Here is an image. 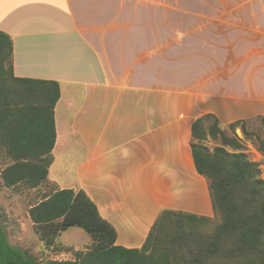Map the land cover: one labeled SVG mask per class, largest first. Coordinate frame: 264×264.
<instances>
[{
	"label": "crops",
	"instance_id": "obj_1",
	"mask_svg": "<svg viewBox=\"0 0 264 264\" xmlns=\"http://www.w3.org/2000/svg\"><path fill=\"white\" fill-rule=\"evenodd\" d=\"M16 78L59 83L52 163L140 249L163 210L214 217L192 124L264 118V0H0Z\"/></svg>",
	"mask_w": 264,
	"mask_h": 264
},
{
	"label": "trees",
	"instance_id": "obj_2",
	"mask_svg": "<svg viewBox=\"0 0 264 264\" xmlns=\"http://www.w3.org/2000/svg\"><path fill=\"white\" fill-rule=\"evenodd\" d=\"M12 57V39L0 31V160L4 164L0 178L6 188L35 189L47 182L53 160L60 86L50 80L14 77ZM248 121H235L229 130L240 128L251 139ZM207 136L219 139V146L206 148ZM254 137L264 157V139ZM191 150L197 173L208 182L214 217H220L210 233L200 230L214 217L163 210L143 246L126 249L115 244V229L82 190L60 189L44 195L28 215L46 249L72 251L74 258L39 260L11 245L0 216V264H264V179L259 163L249 160L241 141L228 137L210 114L192 124ZM73 226L89 235L91 245L85 250L54 246L55 239Z\"/></svg>",
	"mask_w": 264,
	"mask_h": 264
},
{
	"label": "rangeland",
	"instance_id": "obj_3",
	"mask_svg": "<svg viewBox=\"0 0 264 264\" xmlns=\"http://www.w3.org/2000/svg\"><path fill=\"white\" fill-rule=\"evenodd\" d=\"M209 123H206L207 127ZM247 130L253 134L251 139L246 138L240 128L234 132L229 130V126H223L224 133L228 137H237L244 146V153L249 160L258 162L261 170V178L264 179V157L259 152V142L254 136L264 139V120L251 119L246 122ZM219 139L213 140L207 136L204 145L209 150L219 146ZM231 151L230 148H226ZM4 167L0 160V170ZM75 165L62 159H56L51 167L48 180L55 182L58 186L68 187L74 181ZM50 182H45L35 189H28L24 186L6 188L0 178V216L9 243L15 247L27 251L39 260H72V251L54 252L46 249L34 231L33 224L29 218V209L38 203L46 194L58 189ZM219 215H215L210 224L204 225L200 232L204 235L210 233L219 223ZM89 235L81 228L73 226L62 232L54 241V246L70 248V250H85L91 245Z\"/></svg>",
	"mask_w": 264,
	"mask_h": 264
}]
</instances>
